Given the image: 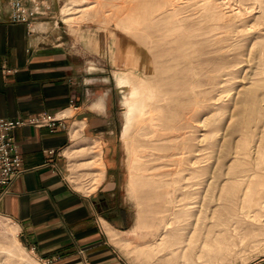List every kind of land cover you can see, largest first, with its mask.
Returning <instances> with one entry per match:
<instances>
[{"label": "rangeland", "instance_id": "1", "mask_svg": "<svg viewBox=\"0 0 264 264\" xmlns=\"http://www.w3.org/2000/svg\"><path fill=\"white\" fill-rule=\"evenodd\" d=\"M43 7L60 20L72 49L89 60L98 90L108 92L119 179L134 217L132 228L112 233L117 250L131 264L264 258V203L248 185L252 171L264 174V86L247 127L237 123L245 114L242 90L264 80V0H46ZM127 72L154 93L158 124L148 165L134 158L151 125L140 130L134 122L123 133L127 107L119 78ZM78 136L71 148L81 150L66 162L65 175L89 192L103 143L80 130ZM89 159L96 167H85ZM132 176L139 179L135 191ZM0 219L13 223L3 213ZM6 237L9 243L16 237L40 264L2 226L0 264H22L5 253ZM229 238L235 246L221 251L219 243ZM163 241L162 252L154 253ZM143 250L153 253L148 258Z\"/></svg>", "mask_w": 264, "mask_h": 264}, {"label": "crops", "instance_id": "2", "mask_svg": "<svg viewBox=\"0 0 264 264\" xmlns=\"http://www.w3.org/2000/svg\"><path fill=\"white\" fill-rule=\"evenodd\" d=\"M63 28L48 10L29 22L14 21L9 0H0V119L47 112L67 124L13 130L22 172L4 190L0 212L17 225L18 237L40 264H131L111 238L134 226L111 140V102ZM79 130L103 143L89 192L76 189L65 175L66 162L81 150L71 148ZM94 161L85 167H96ZM254 264H264V258Z\"/></svg>", "mask_w": 264, "mask_h": 264}, {"label": "bare ground", "instance_id": "3", "mask_svg": "<svg viewBox=\"0 0 264 264\" xmlns=\"http://www.w3.org/2000/svg\"><path fill=\"white\" fill-rule=\"evenodd\" d=\"M134 8V7H133ZM133 8L130 11V14L134 13ZM68 10V9H67ZM177 29V28H172ZM120 86L122 87L123 92V99L126 104L127 110L124 114V125H123V133L127 134L132 127L134 122H139L140 127L139 129L146 130V122L151 125L152 130H146L144 133L143 140L140 142L141 148L135 155L134 163L141 162L144 163L145 161L148 162L151 160L152 153L150 152V136L153 131V128L157 126V110L151 106V100L154 98V93L152 89L147 84L142 77L134 74L133 72H127L125 75L119 78ZM264 86V80L257 83L256 87L250 88L245 87L243 91V99L242 102L245 105V114L243 113L237 121L238 125L246 128L247 124L250 122V116L258 111L257 106V93L260 87ZM148 114V116H146ZM148 117V118H147ZM155 126V127H154ZM149 129V128H148ZM150 156V157H149ZM147 168V167H146ZM264 174L260 170H254L249 174L248 177V185L251 184L253 190L255 191V199L256 202L264 203V181L261 180V177ZM138 178L132 176V180L130 183L132 191L136 190L138 184ZM155 181L153 179L148 180L147 182ZM156 183V182H155ZM254 202V201H253ZM202 206V205H201ZM201 208V207H200ZM195 222H192L194 225ZM0 226L5 228L13 237L17 234V225L13 223H5L2 219H0ZM8 237H6L7 244L4 246V251L11 257H16L22 261V264H38L35 259L30 257L26 252L24 246L21 242L15 237L13 238V242L9 243ZM220 242V241H219ZM242 242V239H240ZM164 241L159 242L157 249L154 253H160L164 249ZM235 242H233L230 238L225 239L219 243V247L221 251L230 250L233 246H235ZM153 250V251H154ZM153 252H149L148 250H143L141 254L145 257H150Z\"/></svg>", "mask_w": 264, "mask_h": 264}, {"label": "built area", "instance_id": "4", "mask_svg": "<svg viewBox=\"0 0 264 264\" xmlns=\"http://www.w3.org/2000/svg\"><path fill=\"white\" fill-rule=\"evenodd\" d=\"M45 1L9 0L12 20L29 22L36 15L44 14ZM56 123L63 128L67 127L63 116L47 112L34 114L25 119H0V201L4 190L22 172L23 158L14 140L13 130L24 125L53 126Z\"/></svg>", "mask_w": 264, "mask_h": 264}]
</instances>
